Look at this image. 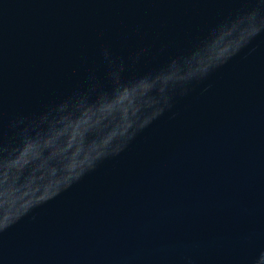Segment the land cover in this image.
Listing matches in <instances>:
<instances>
[{
	"label": "water",
	"instance_id": "water-1",
	"mask_svg": "<svg viewBox=\"0 0 264 264\" xmlns=\"http://www.w3.org/2000/svg\"><path fill=\"white\" fill-rule=\"evenodd\" d=\"M0 264H264V0H0Z\"/></svg>",
	"mask_w": 264,
	"mask_h": 264
}]
</instances>
